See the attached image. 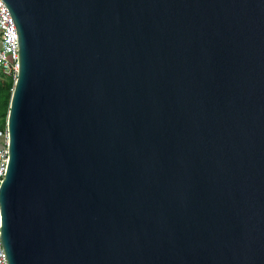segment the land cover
<instances>
[{
  "label": "water",
  "instance_id": "95a60500",
  "mask_svg": "<svg viewBox=\"0 0 264 264\" xmlns=\"http://www.w3.org/2000/svg\"><path fill=\"white\" fill-rule=\"evenodd\" d=\"M0 1L6 264H264V0Z\"/></svg>",
  "mask_w": 264,
  "mask_h": 264
},
{
  "label": "built area",
  "instance_id": "2783aa9c",
  "mask_svg": "<svg viewBox=\"0 0 264 264\" xmlns=\"http://www.w3.org/2000/svg\"><path fill=\"white\" fill-rule=\"evenodd\" d=\"M17 56L14 27L7 12L0 1V71L11 77L17 76ZM8 160V133L7 127L0 133V183L2 182ZM0 264H6L3 249L0 244Z\"/></svg>",
  "mask_w": 264,
  "mask_h": 264
},
{
  "label": "trees",
  "instance_id": "16d2710c",
  "mask_svg": "<svg viewBox=\"0 0 264 264\" xmlns=\"http://www.w3.org/2000/svg\"><path fill=\"white\" fill-rule=\"evenodd\" d=\"M14 80L0 71V133L6 125V117L9 109L10 95Z\"/></svg>",
  "mask_w": 264,
  "mask_h": 264
}]
</instances>
